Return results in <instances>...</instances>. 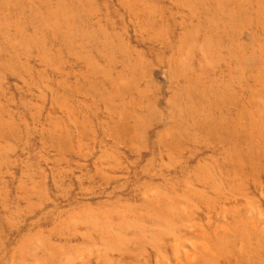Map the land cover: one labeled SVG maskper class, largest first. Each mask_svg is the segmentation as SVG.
I'll use <instances>...</instances> for the list:
<instances>
[{"label":"rangeland","instance_id":"1","mask_svg":"<svg viewBox=\"0 0 264 264\" xmlns=\"http://www.w3.org/2000/svg\"><path fill=\"white\" fill-rule=\"evenodd\" d=\"M0 264H264V0H0Z\"/></svg>","mask_w":264,"mask_h":264}]
</instances>
